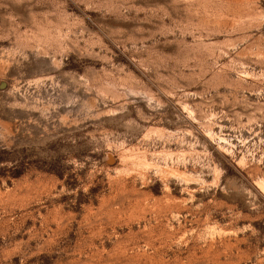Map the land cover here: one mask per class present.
<instances>
[{
	"label": "rangeland",
	"instance_id": "374dc122",
	"mask_svg": "<svg viewBox=\"0 0 264 264\" xmlns=\"http://www.w3.org/2000/svg\"><path fill=\"white\" fill-rule=\"evenodd\" d=\"M0 264H264V0H0Z\"/></svg>",
	"mask_w": 264,
	"mask_h": 264
}]
</instances>
